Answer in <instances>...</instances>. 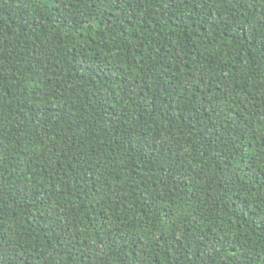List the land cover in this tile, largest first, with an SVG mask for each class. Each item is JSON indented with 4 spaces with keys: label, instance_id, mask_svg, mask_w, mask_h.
Wrapping results in <instances>:
<instances>
[{
    "label": "trees",
    "instance_id": "obj_1",
    "mask_svg": "<svg viewBox=\"0 0 264 264\" xmlns=\"http://www.w3.org/2000/svg\"><path fill=\"white\" fill-rule=\"evenodd\" d=\"M0 264H264V0H0Z\"/></svg>",
    "mask_w": 264,
    "mask_h": 264
}]
</instances>
